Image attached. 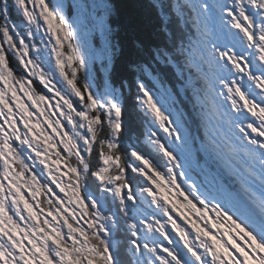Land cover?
<instances>
[{"label": "snow or ice", "instance_id": "1", "mask_svg": "<svg viewBox=\"0 0 264 264\" xmlns=\"http://www.w3.org/2000/svg\"><path fill=\"white\" fill-rule=\"evenodd\" d=\"M0 264H264V0H0Z\"/></svg>", "mask_w": 264, "mask_h": 264}, {"label": "trees", "instance_id": "2", "mask_svg": "<svg viewBox=\"0 0 264 264\" xmlns=\"http://www.w3.org/2000/svg\"><path fill=\"white\" fill-rule=\"evenodd\" d=\"M113 2L120 7L121 11L123 13H127L132 9V6L135 4H144L146 6L147 0H113ZM142 12H145L146 10L141 9ZM16 19V17H13ZM147 22V21H146ZM128 113H129V119L133 123H138L141 119L140 114L138 111L133 107V102L131 99H129L128 102Z\"/></svg>", "mask_w": 264, "mask_h": 264}]
</instances>
